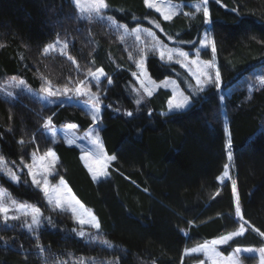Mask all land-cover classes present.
<instances>
[{
  "label": "trees",
  "instance_id": "trees-1",
  "mask_svg": "<svg viewBox=\"0 0 264 264\" xmlns=\"http://www.w3.org/2000/svg\"><path fill=\"white\" fill-rule=\"evenodd\" d=\"M105 2L116 22L148 28L165 44L187 51L198 46L206 28L203 13L189 7L193 16L182 12L168 21L145 0ZM208 3L224 102L219 86L199 92L185 70L147 54L107 21L84 17L72 0H0V83L21 79L40 91L45 81L61 89L86 82L100 94V137L106 153L116 157L109 178L95 183L79 149L62 138L55 141L45 127L50 118L53 126L74 123L89 130L95 122L82 106H47L28 94L0 97V156L30 163L33 153L53 150L59 160L54 179L65 178L101 226L99 233L81 228L71 212L53 210L29 179L19 185L4 181L20 202L39 207L44 216L42 226L31 232L21 220L0 219V264L200 263L202 255H185V249L237 231L242 222L231 182L219 181L228 165L227 127L235 156L232 176L247 223L222 252L263 246L264 85L258 77L264 76V0ZM57 36L69 39L68 55H45V46ZM142 53L155 81H179L192 100L189 109L163 115L172 93L160 89L147 97L140 90L133 73ZM202 58L210 60L211 53ZM98 68L106 73L99 86L87 75ZM81 230L96 238L81 237Z\"/></svg>",
  "mask_w": 264,
  "mask_h": 264
},
{
  "label": "snow or ice",
  "instance_id": "snow-or-ice-1",
  "mask_svg": "<svg viewBox=\"0 0 264 264\" xmlns=\"http://www.w3.org/2000/svg\"><path fill=\"white\" fill-rule=\"evenodd\" d=\"M73 3L77 6L78 10L81 14L88 12L89 16L88 19H91V13H96V16L100 19H104V17L100 16L101 10L106 9L108 7L105 0H91V3L89 5H85L83 3V0H73ZM145 4L150 9H155L156 12L161 13L163 18L165 20H171L174 18L177 13L173 11L171 8H169L167 11L163 10L160 6H158L156 3H154V0H145ZM208 0H203V6L199 3L195 4V10L196 12L203 11V15L205 17V22H210V12L207 7ZM185 15H188V13H185ZM108 20H110L114 25H116V22L111 18L108 17ZM117 27H122L124 29V32L127 34L128 29L124 25H116ZM156 27L159 28V24H156ZM140 29H135L136 38L139 39V33ZM147 35L152 38L155 43L152 45V49L154 51H158L159 57L162 61H165L166 63L173 62V58L176 57L175 63L180 64L181 67L186 68L189 70V74L193 76V78L196 81V86L198 88L199 92L205 91L206 87L209 84L215 83L217 86L221 82V76L219 68L215 64V52H216V46L215 41L211 40L210 37L205 34L203 41L201 42L199 48L196 49V56L197 59L189 61L192 65H197V72H191V69L189 68V65L184 63V61H188L189 59V52L183 51L179 48H168L166 45H162L160 41L157 40L155 33L148 31ZM123 38V37H122ZM60 42L57 41L56 44H50L47 47L44 48V54L47 55L50 49H55L57 44ZM183 43V41H181ZM210 45L211 47V53L213 54L212 59L207 61H200L199 60V54L201 48H208ZM67 42L63 44L64 48H67ZM70 60L72 57H68ZM131 59V57H129ZM146 55L141 54V58L136 61V67L140 70V76L145 77V79H141L140 76H138L140 87L143 89V91L148 95L151 96L152 88L154 87H160L164 86L167 87L168 82L164 81L163 85H157L154 80H152L150 77H147L146 72ZM74 62V61H73ZM213 70V71H209ZM87 75L91 76L92 79L96 82L97 86H99V82L101 78L106 76V73L104 72L103 68H98L95 71H92L91 69L88 70ZM133 75H137L136 73H133ZM259 83L261 85H264V76L258 77ZM111 79L109 78L107 80V83L111 84ZM19 84L21 86L25 85V82L23 80L19 81ZM86 84V82H81L75 88H71L68 85H65L63 88V94L67 95L70 92H75L77 95H88L90 92L83 91L82 86ZM134 91H138L136 89H133ZM41 92L45 93L47 96H57L61 94V91L59 88L53 89L50 81H45L44 86L40 89ZM176 91L177 89H173V95L170 98L168 102V113L176 112L180 113L185 111L187 108H189L191 104L190 96L184 95L183 92H180V99L177 100L176 98ZM195 95V90L192 93ZM93 101V107H92V119L98 120V116L96 113L100 111L99 107L96 105L100 103L99 96L95 93H92L89 97ZM136 104L139 105L142 102V97L136 99ZM168 113H162L163 115H167ZM127 115L131 116L132 113L128 112ZM51 124V119L49 118L48 121L45 124V127ZM69 128H75L76 125L72 124L68 126ZM54 135V133H53ZM89 135H93L90 133ZM99 135L98 132L95 133L93 136V142L96 143V149L94 152L95 160L98 163H101V169L97 171L92 166H89V171L92 173V177L94 180H98L101 178H106L108 176V172L106 171L107 164L110 161H114L116 159L115 156H109L107 155L103 147L99 145L98 143ZM19 143L23 144L24 141L21 140ZM227 147L231 149V141L229 140ZM52 158L51 162L44 166L42 161H44L46 158ZM228 159H232V153L231 151L228 152ZM56 160V154L55 152L49 150L46 152L45 156L37 157L35 153L32 154V164L24 165L28 168V173L32 177V183L37 188H39L47 201V204L52 206L53 210L59 209L61 212L63 211H70L72 215L75 217L76 223L81 226V228L88 224L91 228L95 229L97 233L100 232L101 226L99 221L96 219L94 214H91L88 212V210L85 208V206L75 197V195L72 193L71 189L68 188L66 182L61 178L59 180V183L55 186H50L48 181V176L52 175L51 169L54 167ZM23 164V161H21ZM39 164V166H38ZM35 169V170H34ZM0 170L4 171L5 174L8 176L11 182L18 183L19 182V176H17L14 172L11 171V169L7 168V165L5 163V160L3 156H0ZM39 174V178H38ZM225 178L230 179L229 171H228V165H225L223 175L219 178L221 181H223ZM232 185V191L235 196V214L236 217L239 219V221H242L239 225V229L237 231H232L228 233L227 235H223L219 238L213 239L211 241L204 242L203 244L198 245L197 247L186 249L185 255H188L190 253H204L205 257L211 261V264H238V261L234 256L229 255L228 257L222 256V254L217 250L218 245L227 244L230 240H232L236 236L242 235L246 229L244 225L247 223L246 220H244L241 207H240V199L239 195L237 193L236 188V181H231ZM219 193H217L218 195ZM15 211L18 213L17 215H10L11 212ZM20 216H30L31 222L25 221V225L27 229L31 231H37L42 226V220L41 218L44 216L43 212L39 207L36 206H30L23 202H17L16 200L11 201V206H9L6 203V192L5 190L0 187V219L4 221V223H7L9 220H18L20 219ZM49 223H51L50 217H45ZM75 231V229H74ZM255 231H259L258 229H255ZM79 235L81 237L85 235H90L88 233H85L83 230L79 232ZM261 236H264V232L260 233ZM91 239H95V236H91ZM104 244H110L109 241L104 240ZM38 247H41L38 245ZM244 251L252 252L254 249L248 248L244 249ZM235 252L239 253L241 252V249L237 247L235 249ZM261 258L264 260V249L260 250ZM79 264H85L83 260L79 262ZM200 264H203V261L200 262Z\"/></svg>",
  "mask_w": 264,
  "mask_h": 264
},
{
  "label": "rangeland",
  "instance_id": "rangeland-1",
  "mask_svg": "<svg viewBox=\"0 0 264 264\" xmlns=\"http://www.w3.org/2000/svg\"><path fill=\"white\" fill-rule=\"evenodd\" d=\"M83 3L87 6V5H89L91 3V0H83ZM154 3H156L158 6H160L165 11H167L169 8H171L173 11H175L177 13V15H179L182 12H185V13H188V15H191V16H193V14L190 13L189 11H186V9H187L186 7L191 8L192 10H190V11H195L196 12L195 7H194L195 4L199 3V4H201L203 6V0H189L188 2H186V1L185 2H173L171 0H154ZM207 7L209 9V3L207 4ZM150 10L154 11L155 13H157L158 15H160L163 18V16L161 15V13L156 12L155 9H150ZM106 11H107V8L106 9H102L101 10V13H100V16L104 17V19H100L99 17H97L96 16V13H94V12L91 13V17H92L91 19L98 20V21H104V22L107 21L112 26H114L115 29H117V30L119 29V31L121 32V34L123 36L127 37L128 39H130L133 42L138 43V45L140 44L147 51V54L148 53H155L158 56V58L160 59L158 51H154L152 49V45L155 43V41H153L152 38L147 35V32L148 31L153 32L152 30H150L148 28L141 27V26L140 27H136V28H139L141 30L140 33H139V37L140 38L137 39L136 38V34H135V29L136 28L129 29L127 27L128 33L126 34L124 32V29L122 27H117L116 26V25H123V24H120V23L116 22L112 18L116 22V25H114L110 20L107 19L109 16L107 15ZM200 12L203 13L202 10ZM209 12H210V10H209ZM82 15L87 18L89 16V13L88 12H85ZM177 15H175V16H177ZM205 34H207L210 37V39L213 40V34H212V31H211V19H210V22H207L206 23V28L203 31L202 35H201V39L199 41L198 46L194 50H191V51H187L185 49H182V48H179V47H176V46H169V45L165 44L161 39H159L158 36H157V34H155V36H156L157 40L162 43V45H166L168 48H179V49H181L183 51L189 52V59H188V61H184V63H186V64L189 65V68L191 69V72H197V65H192V64L189 63V61L194 60V59H197L196 49L199 48L201 42L203 41V38H204V35ZM57 41H59L60 43L57 44V46H56L55 49H50L49 52H48V54L68 55V49H69L70 41L66 37L57 36L54 40H52L51 42H49L45 47H47L50 44H56ZM65 42H67V45H68L67 48H64L63 47V44ZM207 51H209L211 53V47H210V45H209L208 48H201L200 49V54H199V60L200 61H207V60H205V59L202 58L203 54L206 53ZM212 56H213V54L211 53V59H212ZM175 59H176V57L173 58V62H169V63H166L165 61H162L161 59L160 60L163 63L167 64V65H170V64L174 65V64H176V65H178L180 68H182L183 70H185L189 74V70L188 69L183 68V67H181L180 64H177V63L174 62ZM215 64L219 68V62H218V58H217L216 52H215ZM145 67H146L147 77H150L152 80H154L151 77L150 73L148 72V69H147L146 64H145ZM209 71H213V70H209ZM219 71H220V68H219ZM136 74L137 75H135V80H136V82H137L140 90L147 97H149L143 91V89L140 87V83H139V79H138V76H140V70L139 69L137 70V73ZM213 75H214V71H213ZM220 76H221V74H220ZM140 78L141 79H145V77H143V76H140ZM190 78L194 82L195 89L198 90V88L196 86L195 79L193 78L192 75H190ZM19 81H21V79H8L6 81L1 82L0 83V97L7 98V99H13V98H17L20 94H28L29 96H31V97H33L35 99L40 100L41 102H43L47 106L48 105H70V104L78 105V106H82L84 108V110L86 111V113L92 118V115H93V112H92L93 101L89 97H90V95L92 93H95V92H93L91 90L89 92V88L88 87H86L84 85L82 86V90L83 91L89 92L88 95H77L74 91L68 93L67 95H64L63 94V88L62 89L59 88L60 91H61V94H59L57 96H50L49 97L45 93H43L41 91H36V90L31 89L29 86H27L26 83H25V85L21 86L19 84ZM164 81H167L168 82L167 87L160 86V87H154V88H152V93L153 94L151 96H153L160 89L168 90L173 95V89L174 88L177 89V91H176V98H177V100L180 99V95H179L180 92H183L184 95H188L183 90V88L180 85L179 81L177 79H175V78L169 77V78H166V79H164L162 81H155V82H156L157 85H163V82ZM222 84L223 83H222V79H221V82L218 85L219 86L218 88H219L220 92H221V85ZM212 85H216V84L215 83L209 84L206 87V89L209 88ZM53 89L55 90L57 88H53ZM224 93L226 94V92H224V91H223V93L221 92V100L223 102H224ZM95 94H97V93H95ZM97 95L99 96V100H100V94H97ZM192 104L193 103H192V100H191V104H190L189 108L192 106ZM96 106L99 107V109H100V111L98 113H96V115L98 116V120H95L94 121L92 119L95 122V124L89 130H87V131H81L80 126L78 124H74V123H68V124H66V125L64 124L62 126L48 125L46 127V132L55 141H57L59 138H62L63 141H64V143L66 144V146H68V147H76V148L79 149V151L81 153L80 159H81L83 165L85 166V168L87 169V171L89 172V174H90V176H91L92 179H93V177H92V173L89 171V166H92L97 171H99L101 169V163H98L95 160V157H94V152H95V149H96V143L93 142V136L95 135L96 132H98V135H99L98 143H99V145H101L103 147V150L106 153L105 148H104V145H103V142H102L101 137H100V133H99L100 132V128L103 127V125L100 123V121H101L102 115H103V110H104L103 107H104V104L102 103V101H100V103L97 104ZM189 108H187V109H189ZM166 113H168V106H167ZM172 113H175V112H172ZM168 114H170V113H168ZM72 124L76 125V127L75 128H69L68 126L69 125H72ZM53 133H54V135H53ZM90 133H92L93 135H89ZM226 138H227V145H228L229 140L231 141V137H230V133L228 131V127L226 128ZM51 151H53V150H51ZM229 151H231V153H232V159L231 160L228 159V171H229L230 179L229 178H225L223 181L219 180L222 183L231 182L233 180L232 171L235 168V156H234L232 147H231V149H229L227 147V158H228V152ZM36 156L39 158V157L45 156V154H43V155H36ZM4 160H5V163L7 165V168L11 169V171L14 172L20 178L18 183H13V182L10 181V179L5 174V172L2 171V170H0V187H2L5 190V192H6V203L9 206H11V201L12 200H16L17 202H20V201L18 200V197L9 188H7L5 186L4 181H8V182H11V183H13L15 185H19V184L25 182L27 179H29L30 183L33 185V183H32V177L28 173V168L24 166V165L32 164V161L30 163L23 162V164H22L21 161H19V162H17V161H11V160H7L6 158H4ZM51 160H52V158L49 157V158H46L44 161H42L40 163H42L44 166H47L51 162ZM111 162H113V161L108 162L107 168H106V171L108 172V176L106 178H101V179H98V180H94L93 179V181L95 183H98L99 184L100 182H102V181H104V180H106V179L109 178V176H110L109 175V168H110ZM58 164H59V160H58V156L56 154L55 164H54V167L51 169V171H52L53 174L52 175H49L47 177L48 178V181H49V185L50 186L57 185L59 183V180L62 178L66 182L68 188L71 189V187L69 186V184L65 180V178L60 177L57 180L54 179V178H56V176L59 173ZM38 166H39V164H38ZM38 178H39V174H38ZM33 186L36 187L35 185H33ZM236 188H237V185H236ZM71 191H72V189H71ZM72 193L85 206V208L88 210V212L91 213V214H93V212L76 196V194L73 191H72ZM237 193L239 195L238 188H237ZM233 198H234V204H235V196H234V193H233ZM239 199H240V195H239ZM23 203H25L27 205H30V206H33V205H31V204H29L27 202H23ZM240 207H241V199H240ZM17 214L18 213H16L15 211H13V212L10 213V215H17ZM96 219H97V217H96ZM18 220H21L24 223H25V221H27V222L30 223L31 222V217L30 216H27V217L20 216V219H18ZM84 227L91 228L90 225H88V224H85ZM91 229H93V228H91ZM93 230H95V229H93ZM219 237H221V236H218L216 238H219ZM237 237H239V236L234 237L232 240H234ZM216 238H213V239H216ZM232 240H230L227 244H222V245H218L217 246V250L222 254V256L228 257L229 255H232V256H234V258L237 259L238 264H264V260H262L261 253H260V250L261 249H264V244H263V246L257 247V248H255V247H239L241 249V252H239V253L235 252V249L236 248L234 249V251H232L230 253H223L222 252V249L226 245H228ZM203 243L204 242H201V243H199V244H197L195 246H191V247H188L186 249H191V248L197 247L198 245L203 244ZM248 248L254 249V251H252V252L244 251V249H248ZM188 255H202V257H203V260H202L203 261V264H211V261H209L205 257L204 253H202V252L201 253H190ZM197 264H200V263H197Z\"/></svg>",
  "mask_w": 264,
  "mask_h": 264
}]
</instances>
